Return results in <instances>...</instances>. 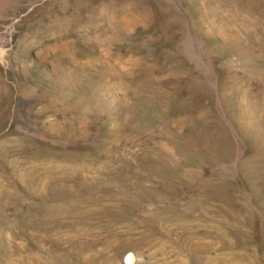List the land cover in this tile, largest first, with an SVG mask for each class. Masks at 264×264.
I'll return each mask as SVG.
<instances>
[{
	"label": "rangeland",
	"instance_id": "obj_1",
	"mask_svg": "<svg viewBox=\"0 0 264 264\" xmlns=\"http://www.w3.org/2000/svg\"><path fill=\"white\" fill-rule=\"evenodd\" d=\"M0 264H264V0H0Z\"/></svg>",
	"mask_w": 264,
	"mask_h": 264
},
{
	"label": "bare ground",
	"instance_id": "obj_2",
	"mask_svg": "<svg viewBox=\"0 0 264 264\" xmlns=\"http://www.w3.org/2000/svg\"><path fill=\"white\" fill-rule=\"evenodd\" d=\"M135 258V257H134Z\"/></svg>",
	"mask_w": 264,
	"mask_h": 264
}]
</instances>
